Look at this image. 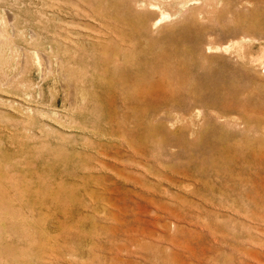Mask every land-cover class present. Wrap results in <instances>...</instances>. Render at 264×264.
Instances as JSON below:
<instances>
[{"label": "rangeland", "instance_id": "1", "mask_svg": "<svg viewBox=\"0 0 264 264\" xmlns=\"http://www.w3.org/2000/svg\"><path fill=\"white\" fill-rule=\"evenodd\" d=\"M0 264H264V0H0Z\"/></svg>", "mask_w": 264, "mask_h": 264}]
</instances>
